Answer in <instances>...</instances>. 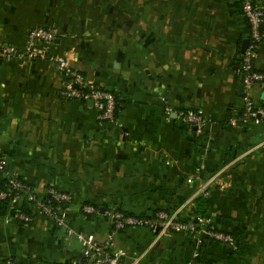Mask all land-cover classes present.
<instances>
[{
	"label": "crops",
	"instance_id": "obj_1",
	"mask_svg": "<svg viewBox=\"0 0 264 264\" xmlns=\"http://www.w3.org/2000/svg\"><path fill=\"white\" fill-rule=\"evenodd\" d=\"M264 11V0H251ZM240 0H0V44L22 48L31 29L55 31L51 53L110 91L117 125L86 103L65 101L54 63L0 59V155L32 185L71 197L66 228L104 242L105 211L131 215L179 210L183 220L208 215L236 241L127 228L112 237L134 264H264V120L229 124L241 109L235 69L247 27ZM264 32V25H263ZM253 66L264 72V43ZM264 89L254 87L258 103ZM198 111L196 136L164 106ZM3 174L0 171V188ZM206 198L200 213L196 201ZM1 203V201H0ZM88 205L95 213L84 215ZM202 208V207H200ZM32 211L23 197L0 204V264H68L82 260L74 235L50 217L20 223ZM29 211V212H30Z\"/></svg>",
	"mask_w": 264,
	"mask_h": 264
},
{
	"label": "built area",
	"instance_id": "obj_2",
	"mask_svg": "<svg viewBox=\"0 0 264 264\" xmlns=\"http://www.w3.org/2000/svg\"><path fill=\"white\" fill-rule=\"evenodd\" d=\"M242 17L248 22L250 31L248 45L240 54L235 72L241 84L240 101L241 109L237 117H232L229 124H250L264 120V101L256 102L252 98V89H264V72H256L253 66L256 48L264 43V11L251 0H240ZM55 31L51 27L31 29L22 48L13 45L0 44V59L3 61H36L43 60L54 63L56 69L65 78V84L60 91V97L65 101L91 102L97 117L101 122L117 125V109L114 95L89 81L78 70L74 69L65 58H59L51 53ZM164 114L168 119L174 117L179 125L187 131L199 136L204 131V117L195 110L174 109L164 106ZM0 171L6 182V190L0 192V200L12 197L13 203L18 197H23L32 209L28 214L16 210L11 217L20 223H29L33 215L50 217L58 228H65L67 235H74L81 248L82 260H74L69 264H134L126 260V253L121 249H112L111 240L115 233L127 228H146L157 240L164 234H187L198 239L205 237L209 241L219 243L232 249L236 246L235 238L231 234L221 232L206 214L198 215L192 219L183 220L179 217V210L166 212L156 210L147 215H131L111 208L105 211L104 216L109 220L111 230L108 239L104 242L97 241L93 236L83 232L74 233L66 228L65 217L70 210L71 197L56 189H49L46 198H38L32 185L23 182L19 176L8 170L6 159L0 155ZM84 215L95 213V209L88 205L80 208ZM199 256L194 252L185 264H196Z\"/></svg>",
	"mask_w": 264,
	"mask_h": 264
},
{
	"label": "trees",
	"instance_id": "obj_3",
	"mask_svg": "<svg viewBox=\"0 0 264 264\" xmlns=\"http://www.w3.org/2000/svg\"><path fill=\"white\" fill-rule=\"evenodd\" d=\"M238 11H239V13L241 14V8H240V5H239V7H238ZM244 21H245V24H246V27H247V38H248V35H249V31H250V27H249V24H248V22L244 19ZM116 109H117V105H116ZM6 190V182H5V180H3V185H2V187L0 188V192L1 191H5ZM13 197V196H12ZM12 197H7V198H5V199H2V200H0L1 201V205L3 206L4 204H6V203H11V200H12ZM46 199H48V197L46 198ZM196 203H197V207H199V211H200V213H205V211H206V209H207V200H206V198H204V197H202V198H198V200L196 201ZM200 207H202V208H200ZM19 212H21V213H25V214H28L29 213V211H27V210H24V209H21V210H19ZM125 213V212H124ZM126 214H128V213H126ZM202 215H204V214H202ZM69 264V263H68Z\"/></svg>",
	"mask_w": 264,
	"mask_h": 264
},
{
	"label": "water",
	"instance_id": "obj_4",
	"mask_svg": "<svg viewBox=\"0 0 264 264\" xmlns=\"http://www.w3.org/2000/svg\"><path fill=\"white\" fill-rule=\"evenodd\" d=\"M247 45H248V39L243 40L242 43H241V46H240V52L241 53H243L245 51ZM262 98L264 99V91H263V94H262ZM86 104L88 106H90V107L92 106L91 102H87Z\"/></svg>",
	"mask_w": 264,
	"mask_h": 264
}]
</instances>
